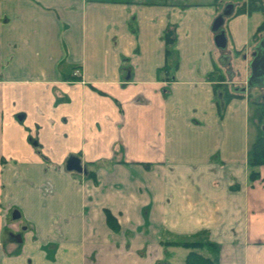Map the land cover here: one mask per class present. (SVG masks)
Returning <instances> with one entry per match:
<instances>
[{"label": "crops", "instance_id": "obj_1", "mask_svg": "<svg viewBox=\"0 0 264 264\" xmlns=\"http://www.w3.org/2000/svg\"><path fill=\"white\" fill-rule=\"evenodd\" d=\"M219 2L0 0V264H172L178 248L184 264L191 250L167 242L198 238L220 246L217 264H264L248 93L220 117L208 78L239 82L240 56L248 75L261 21L232 17L222 50ZM169 24L171 80L159 70ZM70 156L94 176L67 171ZM14 210L33 226L20 238Z\"/></svg>", "mask_w": 264, "mask_h": 264}, {"label": "trees", "instance_id": "obj_2", "mask_svg": "<svg viewBox=\"0 0 264 264\" xmlns=\"http://www.w3.org/2000/svg\"><path fill=\"white\" fill-rule=\"evenodd\" d=\"M218 1L220 0H214L215 3ZM245 12L248 14L252 12H260L263 15V20L258 25L254 35L257 43L261 35L264 33V0H244L240 5H238V7H235L233 13L227 16V18ZM163 39L165 44V64L160 67L159 70L166 72L169 80H171L179 62L178 51L176 49V24H169L166 27ZM208 78L218 82L214 84V94L215 102L218 108V114L220 117H222L224 110L230 100L235 97H243L245 93L233 91L232 84L224 82L225 77L218 70H214L212 73H209ZM255 113L258 122L264 120V100L261 102H256ZM144 166L147 167L148 164H145ZM261 166H264V124L262 123L256 125V138L248 155L247 169L248 179L250 181H253L259 177L260 174L258 168ZM89 175L94 176V172L89 171L88 176ZM106 216L110 227L115 229L116 221L108 210H106ZM205 232L206 231H203L197 235L203 234ZM167 244L171 246H181L191 250L186 255L184 264H217L220 246L205 238H198L196 240L181 239L167 242ZM202 249H208L211 251L212 257L204 256L196 251Z\"/></svg>", "mask_w": 264, "mask_h": 264}, {"label": "rangeland", "instance_id": "obj_3", "mask_svg": "<svg viewBox=\"0 0 264 264\" xmlns=\"http://www.w3.org/2000/svg\"><path fill=\"white\" fill-rule=\"evenodd\" d=\"M149 1H152V0H149ZM167 1H176V2H180V3H195V2L206 3V2H209L212 0H167ZM243 1L244 0H220L221 3L219 2V4H220L219 10L221 12L224 9L226 3H233L234 5H236V7H238V5H240ZM250 14H252V17L250 20V24L252 26L254 24H256V22H260L263 20V15L260 12H252ZM236 15H238V14H236ZM236 15H234V16H236ZM234 16H230L228 18L227 17L225 18L223 25L218 30L219 33L221 31H224V34H225V30H226L225 25H228L229 20ZM235 61H236V64L233 66V68H234L233 71L235 72V78L240 80V81L235 82L234 85L244 86L247 75L244 72L243 56H240L239 58L235 57ZM219 65H220V67H222L221 63ZM225 67H223V68L226 69ZM222 71H223V73L226 74V76L228 75L225 70L222 69ZM246 93H248L249 104H250V112L248 115L249 119H248L247 137L246 138H247V145L251 149V147L254 143V140L256 138V125L260 124V123L264 124V120H262L261 122L257 121V117H256V113H255L256 102H261L264 100V88L263 87H254V88L249 89ZM34 142H35V140L32 141L33 144H34ZM145 164L146 163H144V165ZM88 172H89V169H87V167H86L84 176L85 175L88 176ZM72 173H74L75 175H79V173L77 171H72ZM134 174L137 176V171H134ZM138 177H140V176H138ZM8 223H9L8 228L11 231L15 232L17 234V237H19V238L22 236V234L24 232H26V229L32 230V228H33V226L28 221H25V219L23 217L17 218V219H11L10 218ZM170 238L175 239V237H170ZM174 251H175V253L173 252L171 254L172 264H181L179 261L182 260L183 256H184V252H183L182 248H178ZM141 254H143V253H141Z\"/></svg>", "mask_w": 264, "mask_h": 264}, {"label": "water", "instance_id": "obj_4", "mask_svg": "<svg viewBox=\"0 0 264 264\" xmlns=\"http://www.w3.org/2000/svg\"><path fill=\"white\" fill-rule=\"evenodd\" d=\"M235 5L233 3H227L224 9L213 19L210 29L212 32H217L223 25L227 16L231 15L234 11ZM215 45L222 49L226 46V37L224 31L216 33L214 37ZM249 73L247 75L244 86L232 85V90L236 92L246 93L249 89L254 87L264 88V33L261 35L257 43L255 44L252 52V56L248 62ZM65 169L67 171H77L79 173L84 172L86 169L81 165L80 159L76 156H70L65 163ZM20 217L18 210H14L12 213V219Z\"/></svg>", "mask_w": 264, "mask_h": 264}, {"label": "flooded vegetation", "instance_id": "obj_5", "mask_svg": "<svg viewBox=\"0 0 264 264\" xmlns=\"http://www.w3.org/2000/svg\"><path fill=\"white\" fill-rule=\"evenodd\" d=\"M227 4V3H226ZM236 6V5H235ZM219 30V29H218ZM217 33H219L218 31H217ZM255 46V45H254ZM223 48H226V46L225 47H223ZM222 48V49H223ZM254 48V47H253ZM252 52H253V49L250 51V55L252 56ZM228 56H223V57H221V59L223 60V61H226ZM227 63L230 65L231 64V62L230 61H227Z\"/></svg>", "mask_w": 264, "mask_h": 264}]
</instances>
